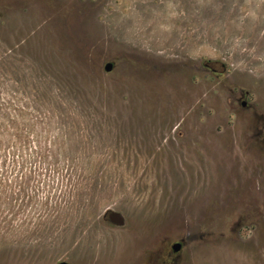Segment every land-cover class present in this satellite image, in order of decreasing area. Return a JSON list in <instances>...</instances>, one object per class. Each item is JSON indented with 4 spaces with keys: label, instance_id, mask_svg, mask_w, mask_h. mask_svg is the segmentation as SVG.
Listing matches in <instances>:
<instances>
[{
    "label": "rangeland",
    "instance_id": "obj_1",
    "mask_svg": "<svg viewBox=\"0 0 264 264\" xmlns=\"http://www.w3.org/2000/svg\"><path fill=\"white\" fill-rule=\"evenodd\" d=\"M149 256L264 264V0H0V264Z\"/></svg>",
    "mask_w": 264,
    "mask_h": 264
},
{
    "label": "water",
    "instance_id": "obj_2",
    "mask_svg": "<svg viewBox=\"0 0 264 264\" xmlns=\"http://www.w3.org/2000/svg\"><path fill=\"white\" fill-rule=\"evenodd\" d=\"M111 69V64H106L105 70L109 71ZM107 219L114 225H123L124 217L118 211H109L107 214ZM181 247L180 243H174L172 245L173 252H177ZM60 264H67L66 262H61Z\"/></svg>",
    "mask_w": 264,
    "mask_h": 264
},
{
    "label": "flooded vegetation",
    "instance_id": "obj_3",
    "mask_svg": "<svg viewBox=\"0 0 264 264\" xmlns=\"http://www.w3.org/2000/svg\"><path fill=\"white\" fill-rule=\"evenodd\" d=\"M241 104H242V106H246V102H243V101H242ZM178 251H179V250H178ZM178 251H177V252H178ZM150 252H151V250H150ZM177 252H173V251H172V253H177ZM148 264H151V256H149V258H148Z\"/></svg>",
    "mask_w": 264,
    "mask_h": 264
}]
</instances>
